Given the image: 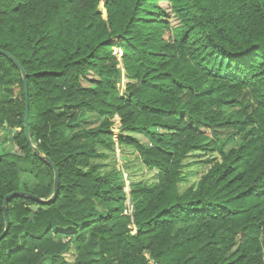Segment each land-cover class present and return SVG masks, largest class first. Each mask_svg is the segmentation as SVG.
<instances>
[{"label":"trees","instance_id":"obj_1","mask_svg":"<svg viewBox=\"0 0 264 264\" xmlns=\"http://www.w3.org/2000/svg\"><path fill=\"white\" fill-rule=\"evenodd\" d=\"M0 50L59 175L37 202L55 172L0 55V237L33 197L0 264H264V0H0Z\"/></svg>","mask_w":264,"mask_h":264},{"label":"rangeland","instance_id":"obj_2","mask_svg":"<svg viewBox=\"0 0 264 264\" xmlns=\"http://www.w3.org/2000/svg\"><path fill=\"white\" fill-rule=\"evenodd\" d=\"M105 2L102 1L101 5H100V9L102 11L103 17L104 19H107V13L106 10L104 9V4ZM162 6L167 9L168 8V4L164 3L162 4ZM168 13H170V11H168ZM170 22V26L172 28L173 31V35L178 38L180 37L181 33H182V25L180 24V22L177 20L176 17H174L173 15L170 16L169 19ZM84 85H88V83L86 81L83 82ZM128 83L127 79L123 78V82L120 85V91L121 93H123L126 89V84ZM114 134L116 136V138H118L119 136V129H115ZM143 144H148L149 143V138L146 136H141L138 135L136 136ZM0 146L3 150H7L10 148V136L9 134L6 133H2L0 132ZM235 148L236 144L233 142H231L229 144V148ZM117 157H118V169L126 174L129 175V173H133L132 175L136 174L135 179H148L150 177H152V174L149 173L144 167H142L140 165V162L138 161L134 151L131 148H126L125 149V154L126 156H123L120 152V149L117 150ZM206 158H204L205 160ZM203 160V159H202ZM128 167V170H127ZM208 169L207 166L203 165V166H199L194 168V170H198L197 173L195 174V177H193L192 181L189 184H192L194 181H197ZM23 181L24 183H26L28 186H32L33 181L28 177L25 176L23 177ZM128 181H129V177H128ZM127 186V185H126ZM126 191L128 194V197L130 196V193L132 191V187L130 186V182H129V186L126 187ZM131 202L130 200L128 201V206L130 208ZM129 210V209H128ZM78 250L76 248H73L72 251H70L69 253H66L64 255V260L68 263V264H73L76 254H77Z\"/></svg>","mask_w":264,"mask_h":264},{"label":"water","instance_id":"obj_3","mask_svg":"<svg viewBox=\"0 0 264 264\" xmlns=\"http://www.w3.org/2000/svg\"><path fill=\"white\" fill-rule=\"evenodd\" d=\"M0 55H3L5 57L9 58L10 60H12L15 63V65L19 68V70L21 71V74H22V77H23V81H24V84H25V93H26V136H27L28 142H29L31 148L35 151V153L37 155H39L40 157H42L43 159H45L50 164V166L53 168V170L55 172V192H54L53 197L50 200H48V201H44V200H41V199L34 198L40 204H48V203L54 201V199H56V197L58 195L59 175H58V172L56 170L55 165L51 161H49V159L45 158L43 155H41L39 153V151L35 148V146L33 145L32 140H31L30 125H29L30 102H29V86H28V82H27V74H26L25 70L23 69V67L21 66V64L13 56H11L9 53L0 50ZM18 197L33 198L31 195H28V194H25V193H14V194L9 195L6 198L5 205H4L6 229H5L4 234L0 237V243L2 242L3 239L6 238V236L8 235L9 229H10L9 214H8V210H7L9 201L11 199L18 198ZM32 210L34 212H37L39 210V207L35 206V207L32 208ZM30 219L32 221H34V214H32L30 216Z\"/></svg>","mask_w":264,"mask_h":264},{"label":"built area","instance_id":"obj_4","mask_svg":"<svg viewBox=\"0 0 264 264\" xmlns=\"http://www.w3.org/2000/svg\"><path fill=\"white\" fill-rule=\"evenodd\" d=\"M115 122H116V124H115V129H120L121 124H120V119H119L118 117L115 118ZM115 129H114V131H115ZM124 176H125V182H126V185L129 186V181H128V176H127V174H124ZM127 186H126V187H127ZM126 192H127V191H126ZM129 213H130V214L133 213V210H132V209L129 210ZM133 233H134V232H133Z\"/></svg>","mask_w":264,"mask_h":264}]
</instances>
